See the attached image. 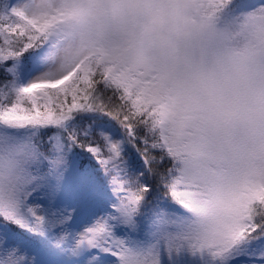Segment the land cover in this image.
Segmentation results:
<instances>
[{
  "label": "snow or ice",
  "instance_id": "1",
  "mask_svg": "<svg viewBox=\"0 0 264 264\" xmlns=\"http://www.w3.org/2000/svg\"><path fill=\"white\" fill-rule=\"evenodd\" d=\"M0 264H264V0H0Z\"/></svg>",
  "mask_w": 264,
  "mask_h": 264
}]
</instances>
